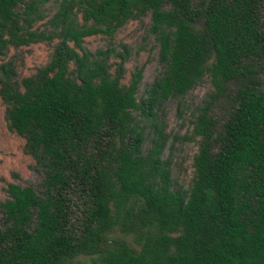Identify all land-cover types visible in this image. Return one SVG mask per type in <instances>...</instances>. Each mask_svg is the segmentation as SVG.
<instances>
[{
  "label": "trees",
  "instance_id": "obj_1",
  "mask_svg": "<svg viewBox=\"0 0 264 264\" xmlns=\"http://www.w3.org/2000/svg\"><path fill=\"white\" fill-rule=\"evenodd\" d=\"M47 1L0 0V57L51 44L25 76L0 62L6 127L42 174L4 188L0 264H264V0H59L39 29ZM146 14L161 72L138 100L140 68L122 83L124 57L82 39ZM205 76L182 190L153 108Z\"/></svg>",
  "mask_w": 264,
  "mask_h": 264
},
{
  "label": "rangeland",
  "instance_id": "obj_2",
  "mask_svg": "<svg viewBox=\"0 0 264 264\" xmlns=\"http://www.w3.org/2000/svg\"><path fill=\"white\" fill-rule=\"evenodd\" d=\"M59 0H48L43 6V18L34 26L42 29L55 11ZM148 14L126 21L116 29L111 37L102 34L86 36L82 39L83 47L93 52L96 49L110 48L109 60L118 61L114 52L123 57L122 83H126L130 73L140 68V80L137 86V99L146 96V92L153 79L161 72V65L157 57V42L149 31ZM51 44L46 42L31 43L17 48L9 47L0 62L10 61L16 70L17 77L32 73L38 66L44 64ZM212 89L209 79L205 76L181 98L177 100L167 98L153 108V121L160 123L164 138L161 150L162 158L166 156L170 161V177L174 187L185 190L192 177V156L196 151V138L187 139L191 129V120L198 106L206 94ZM138 116L140 117L139 113ZM145 125V145L154 135L152 121L143 120ZM24 139L9 131L3 117V106L0 103V201L5 199L4 188L7 183L19 185L31 184L36 188L41 181L42 174L34 168L32 158L23 150ZM1 215V214H0ZM1 224V216H0Z\"/></svg>",
  "mask_w": 264,
  "mask_h": 264
}]
</instances>
